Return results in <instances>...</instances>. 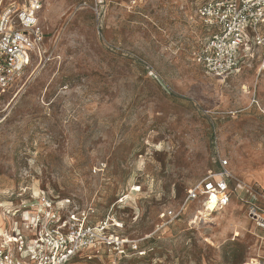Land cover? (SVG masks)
<instances>
[{
  "label": "rangeland",
  "instance_id": "rangeland-1",
  "mask_svg": "<svg viewBox=\"0 0 264 264\" xmlns=\"http://www.w3.org/2000/svg\"><path fill=\"white\" fill-rule=\"evenodd\" d=\"M42 1L41 48L0 94V246L43 193L66 216L88 209L90 224L137 245L115 264L264 259V230L237 185L264 194L259 49L217 78L192 59L207 0ZM20 2L0 0V16ZM220 158L235 178L229 204L209 212L193 202L160 218ZM98 256L81 263L112 264V253Z\"/></svg>",
  "mask_w": 264,
  "mask_h": 264
},
{
  "label": "built area",
  "instance_id": "built-area-1",
  "mask_svg": "<svg viewBox=\"0 0 264 264\" xmlns=\"http://www.w3.org/2000/svg\"><path fill=\"white\" fill-rule=\"evenodd\" d=\"M42 0H21L8 6L0 16V94L7 93L20 78L30 62L31 55L39 52L43 33L38 26ZM207 35L192 52V59L205 73L224 78L240 70L242 56L250 53L251 44L260 51L264 70V0H207L196 11ZM250 56V55H248ZM217 171H209L186 193L176 212L169 210L160 218L173 220L183 209L197 202L203 210L214 201L213 210L225 208L231 199V183L235 178L228 169V160L220 158ZM241 187V201L249 205L248 217L264 230V213L256 205L264 203V194L245 185ZM245 189V190H244ZM253 199L246 200V195ZM245 198V199H244ZM25 208V206H24ZM64 203H54L43 193L34 196V212L23 214L20 226L14 222L10 238L0 246V264H82L98 258L103 252L125 257L137 251L136 244L108 233L105 222L89 223L90 210H80L76 217L63 214ZM124 245L127 246L125 251ZM13 246V248H12ZM244 264H264V259Z\"/></svg>",
  "mask_w": 264,
  "mask_h": 264
},
{
  "label": "crops",
  "instance_id": "crops-1",
  "mask_svg": "<svg viewBox=\"0 0 264 264\" xmlns=\"http://www.w3.org/2000/svg\"><path fill=\"white\" fill-rule=\"evenodd\" d=\"M264 26V25H263ZM262 27V26H261ZM261 29V28H260ZM244 58H247V56H242V59H241V63H242V61H243V59ZM241 63H240V68H241ZM253 198L248 194V195H246V200H251V201H253L252 200ZM260 202V200H257V202H256V205H257V203H259Z\"/></svg>",
  "mask_w": 264,
  "mask_h": 264
},
{
  "label": "bare ground",
  "instance_id": "bare-ground-1",
  "mask_svg": "<svg viewBox=\"0 0 264 264\" xmlns=\"http://www.w3.org/2000/svg\"><path fill=\"white\" fill-rule=\"evenodd\" d=\"M208 208L211 209V208H214V201L211 200V202H209L208 204ZM213 210H210L209 212H212Z\"/></svg>",
  "mask_w": 264,
  "mask_h": 264
}]
</instances>
